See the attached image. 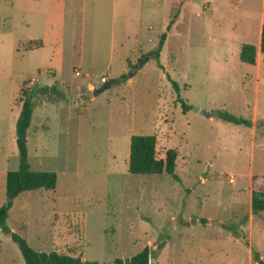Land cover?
Masks as SVG:
<instances>
[{
  "label": "rangeland",
  "instance_id": "rangeland-1",
  "mask_svg": "<svg viewBox=\"0 0 264 264\" xmlns=\"http://www.w3.org/2000/svg\"><path fill=\"white\" fill-rule=\"evenodd\" d=\"M141 1L118 2L114 58L107 44L112 0H68L60 71L49 70L55 45L45 54L0 53L2 107L15 94L14 109L22 110L24 92L43 86L63 92V98L33 96L28 136L32 169L56 172L57 187L20 194L7 224L38 251L103 264L128 260L147 246L154 251L151 264L238 261L251 242L264 253V211L252 209L253 190H264V0H162V12L152 16L155 28L137 36L126 17ZM10 5L13 0H0V7ZM165 32L162 68L143 57ZM247 43L258 49L255 65L240 59ZM182 102L192 109L185 112ZM225 111L251 119L253 127L224 121L219 113ZM133 135H156L159 158L175 149L180 181L166 173L132 174ZM19 166L17 124L7 121L0 125V208L7 174ZM246 235L251 242L241 240ZM0 264H25L2 230Z\"/></svg>",
  "mask_w": 264,
  "mask_h": 264
},
{
  "label": "trees",
  "instance_id": "trees-1",
  "mask_svg": "<svg viewBox=\"0 0 264 264\" xmlns=\"http://www.w3.org/2000/svg\"><path fill=\"white\" fill-rule=\"evenodd\" d=\"M166 39L167 33H164L161 37L159 46L145 55L143 60L147 61L150 58H155L159 61L160 66L164 68L160 62V56L165 46ZM260 50L262 54H264V25L262 27ZM257 57L258 49L254 44L247 43L243 45L240 54V59L243 62L255 65L257 63ZM125 79H128V75H124L123 79L110 81L105 88L110 85L121 84ZM169 79H171L170 76ZM173 86L180 92V87L177 82L174 81ZM37 93L41 96L49 97L53 94H57V96L63 98V92L56 84L53 86L40 87L36 93L33 91H25L23 94L22 110L17 121V144L20 152V166L18 170L9 171L7 174V200L0 208V230L10 234L13 240L19 245L24 256L25 264H103L99 261L84 260L81 256H73L57 251H38L34 249L23 236L12 231L7 224L10 210L20 194L41 189L54 190L58 184V175L56 172L33 170L29 160L28 136L36 107L33 96ZM182 104L185 112L192 109V106H188L184 102H182ZM219 115L224 121L229 123L245 125L247 127H252L254 125L251 119L238 117L228 111L220 112ZM262 125H264V122H262ZM157 145L158 140L156 135H133L131 138L130 172L136 175H162L166 173L173 176L175 180L180 181V177L176 172L177 151L175 149H169L165 159L159 158ZM252 209L254 214L264 211V190L258 188L253 190ZM204 222H207V220H204ZM162 247L163 244H160L157 249H161ZM153 258L154 251L150 246H147L134 257L128 260H117L114 264H151Z\"/></svg>",
  "mask_w": 264,
  "mask_h": 264
},
{
  "label": "crops",
  "instance_id": "crops-1",
  "mask_svg": "<svg viewBox=\"0 0 264 264\" xmlns=\"http://www.w3.org/2000/svg\"><path fill=\"white\" fill-rule=\"evenodd\" d=\"M92 1L96 3L98 0ZM118 2L119 0H112V28L110 30V37L107 42V44L109 45L108 52L110 53L111 58L115 57L117 51L116 25ZM141 2L142 7H140L139 9H133L131 12L132 16L130 17H128L127 12L126 17L127 28H136L137 36L140 35L141 30L154 29L155 27L152 23V16L153 18H156L159 12H162V0H154V3L155 5H157V7H153V9L151 8L152 6L150 0H142ZM67 8L68 0H13V5H10V7H0V24L3 27L2 30H0V43L1 41H3V48L0 47V53L9 49L10 53L15 56L18 55L20 50L26 53L41 52L42 54H45L48 46L50 47L52 45H55L54 54L51 55V65L49 67V70L51 68H55L60 71V67H62V64L64 65L66 62L65 53L62 47H59L61 46V44H63V30L68 20L70 19L69 13L71 12H67ZM133 12H136V15H134ZM165 24L167 25L166 30L167 27L168 30L172 28V24L167 23V21ZM40 29L46 30L43 34L36 35L38 33V30ZM173 35L174 34H169L170 37ZM38 36H42L44 39L41 37L38 38ZM6 42H9V44H7ZM25 44L28 48H30L31 46L33 48L22 49V45ZM14 99L15 94L10 98L8 106L6 108L2 107L0 101V125L4 126V122L7 121H11V124L15 122L17 124L18 118L21 114V109L18 112L15 111ZM209 221L210 222H207L211 223L212 225H221L215 224L213 222V219ZM241 240L243 242H251V238L247 235ZM256 262H258L259 264L263 262L262 264H264V253L260 249L256 248V246L251 242V244L247 246V251L244 253L242 259L238 261H231L227 259L219 263L215 262L211 264H255Z\"/></svg>",
  "mask_w": 264,
  "mask_h": 264
},
{
  "label": "water",
  "instance_id": "water-1",
  "mask_svg": "<svg viewBox=\"0 0 264 264\" xmlns=\"http://www.w3.org/2000/svg\"><path fill=\"white\" fill-rule=\"evenodd\" d=\"M142 66H143V63H141V64H140L139 66H137V67L141 68ZM132 74H133V73H132V72H130L128 76H129V77H131V76H132ZM208 114H209V113H206V115H208ZM216 114H218V112H216V113H215V115H216ZM213 222H214L215 224H220V223H219V222H217V221H213ZM262 263H263V262H261V264H262Z\"/></svg>",
  "mask_w": 264,
  "mask_h": 264
},
{
  "label": "built area",
  "instance_id": "built-area-1",
  "mask_svg": "<svg viewBox=\"0 0 264 264\" xmlns=\"http://www.w3.org/2000/svg\"><path fill=\"white\" fill-rule=\"evenodd\" d=\"M104 82H106L107 81V79L106 78H104V80H103Z\"/></svg>",
  "mask_w": 264,
  "mask_h": 264
}]
</instances>
